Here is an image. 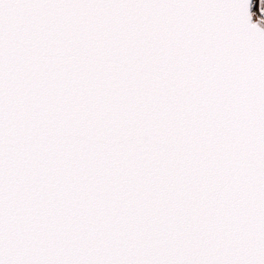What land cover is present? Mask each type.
<instances>
[{"label": "snow or ice", "instance_id": "6c2138e0", "mask_svg": "<svg viewBox=\"0 0 264 264\" xmlns=\"http://www.w3.org/2000/svg\"><path fill=\"white\" fill-rule=\"evenodd\" d=\"M0 264H264V0H0Z\"/></svg>", "mask_w": 264, "mask_h": 264}]
</instances>
